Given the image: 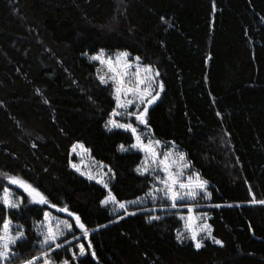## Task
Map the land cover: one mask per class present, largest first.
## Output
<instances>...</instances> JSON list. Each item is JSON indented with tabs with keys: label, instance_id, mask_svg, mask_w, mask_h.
<instances>
[{
	"label": "trees",
	"instance_id": "16d2710c",
	"mask_svg": "<svg viewBox=\"0 0 264 264\" xmlns=\"http://www.w3.org/2000/svg\"><path fill=\"white\" fill-rule=\"evenodd\" d=\"M49 1L76 38L128 52L159 71L164 89L149 106L151 134L174 142L208 181L211 199L199 205L223 246L178 243L182 212L160 211L164 203L129 206L135 215L84 219L78 206L98 204L109 191L121 201L145 195L151 178L136 172L142 153L120 151L134 142L131 134L104 127L115 107L111 86L100 84L66 30L46 27L45 1L0 0V172L19 175L58 208L67 206L89 232L84 239L73 217L16 191L28 243L16 249L14 264L38 255L34 210L72 224L57 262L80 264L73 255L81 243L89 264H264V206L248 203L249 190L264 199V0ZM76 143L111 170L108 189L70 168ZM3 186L11 189L0 177ZM150 215L160 219L149 222Z\"/></svg>",
	"mask_w": 264,
	"mask_h": 264
},
{
	"label": "snow or ice",
	"instance_id": "6c2138e0",
	"mask_svg": "<svg viewBox=\"0 0 264 264\" xmlns=\"http://www.w3.org/2000/svg\"><path fill=\"white\" fill-rule=\"evenodd\" d=\"M161 20L163 21L164 18L161 17ZM128 57V52H121L116 56L115 61H113L111 57H105L103 49L98 54L89 57L92 61H99L101 65H106L108 72L111 73V75L107 76H97L101 85H108L111 82L112 88L110 94L115 102V107L109 113V118L105 121L104 127L108 131L121 129L131 133L134 142L128 146L124 144L119 145V150L122 152L138 150L144 153V159L137 166L136 172L141 176L151 177L155 185L149 187L145 196L149 197L153 202L157 200L167 202L160 208V211H164L165 207L172 209L183 206L187 207L186 219L183 216L180 217V219L185 220L184 232H177V242L183 243L185 239H188L194 248L199 250L202 247V243L198 237L202 233H206L209 238L213 239L215 244L223 246L221 240L211 236L212 227L207 222V214H203V221L200 223H198L201 220L200 215L194 214V209L201 206L197 203L198 200L211 199L212 194L208 191V181L203 179L200 173L191 167V161L186 159L185 152L179 150L174 142H166L162 148L160 140L149 137L145 141L139 131L138 125H143L149 134L152 132V129L148 125L147 113L149 106L155 103L160 96L164 85L160 83V90L157 91L155 86L157 78L160 75L159 71H154L152 65L140 64L139 57L135 58V64L130 62ZM133 68L135 69L134 72L131 71ZM44 103H47V101L45 100ZM115 117L125 119L122 121L115 119ZM132 118H134L135 125L129 122ZM33 146L35 147V145ZM77 147L83 152L89 151L82 144L73 145V151ZM96 163L93 161V165L88 166L89 171L86 173L80 165L73 163L71 160L69 161L70 166L79 172L80 175L86 176L90 181L95 180L97 184H103L104 188L107 189L108 184L103 179L105 174L101 171L93 172L91 170ZM103 167L104 165H100L101 169ZM109 171L111 170L109 169ZM0 177H3L8 185L21 189L27 195L30 203L47 205L49 208H56L58 212H65L68 216L73 217L75 226L81 230L84 239L88 238V229L81 222L80 216L69 211L67 206L58 208L38 188L19 175L0 172ZM249 196L252 197L248 201L249 204L264 206V199H256L251 190H249ZM109 202L115 205V211H122L123 216H128L135 215V212L130 213L126 205H141L143 204V198L137 197L135 200L121 201L117 200L112 192L109 191L107 197L101 200L100 203L103 206ZM22 203V198L17 196L12 189L8 186L2 187V191H0V205H2L0 212H3L4 215L0 216V264H14L15 258L18 256L16 249L21 244L28 243L26 230L19 224L13 226V221L10 219L13 215L11 210L20 209ZM206 206L220 208L222 205L209 204ZM227 206L232 207V205ZM141 210L145 209L142 208ZM151 211L154 212L156 209H152ZM122 218V216L118 217V219ZM147 219L150 222L158 220L160 217L150 215ZM53 220H55L54 224ZM35 228L37 237H39L38 241L35 242L39 245L38 255H32L29 258L23 259L21 264H41V262L42 264H68L67 260L57 262L54 259V255L57 249L63 247V244L58 241L61 237L65 236V230L71 231L72 225L67 220L53 218L48 211H45L43 221L36 224ZM64 243H70V241L64 240ZM78 247L79 254L81 256L85 255V247L83 245H78ZM91 247V244H88V248L91 249ZM92 255L95 258L94 252ZM75 258V255H73V259Z\"/></svg>",
	"mask_w": 264,
	"mask_h": 264
},
{
	"label": "rangeland",
	"instance_id": "374dc122",
	"mask_svg": "<svg viewBox=\"0 0 264 264\" xmlns=\"http://www.w3.org/2000/svg\"><path fill=\"white\" fill-rule=\"evenodd\" d=\"M45 3H46V6L44 7V11L47 12L49 14V21L46 25V27L50 30H54V29H64L68 32V38H67V42L69 43V45H71L73 48H75L77 50V52L79 53V55H81L82 57H85L87 59V61L93 65L94 69H95V73L96 75H111V73L108 72V69H107V66L106 65H101L99 63V61H92L89 59L90 56H93V55H96L98 54L101 49L95 44L94 41L90 40V39H80V38H76L72 32H71V25L69 22H67L63 16L57 12H55L53 9H52V3L49 1V0H44ZM104 52V55L105 57H111L113 59V61H115V58L116 56L123 52V51H108V50H103ZM129 61L132 62L133 64H135V57L129 55L128 57ZM140 64H142L140 62ZM143 65V64H142ZM99 70V71H98ZM131 71H135V69L133 68ZM134 79V77H133ZM112 88V85H111V82H109V84ZM156 90L159 91V87H158V84H156ZM134 110V109H133ZM115 119H118V120H124L125 118H122V117H115ZM129 122H132L134 125H135V121H134V118H132L131 120H129ZM138 129L139 131L141 132V134L143 135L145 141H147V139L149 137H152V134L148 133L147 129L144 128L143 125H138ZM115 130V129H114ZM117 130H121V129H117ZM123 131V130H122ZM131 134V133H130ZM156 139V138H154ZM74 145H80L79 143H76ZM164 143L161 144V147L163 148L164 147ZM138 151V150H136ZM142 153V152H141ZM70 154L73 156V158L75 159L74 161H72L73 163L77 164V165H80L82 170L85 171L86 173L89 171V167L88 166H91L93 165V160L90 155H89V152H83L79 147L76 148L75 151H73V147L71 148L70 150ZM142 157L144 159V153H142ZM83 161V163H81ZM96 162V161H95ZM100 163H96L94 165V167L91 168V170L93 172H97V171H101L103 172L105 175L103 176V179H104V182H106L108 184V187H109V183L111 181V173L109 172V170L104 166L102 169L100 168ZM70 168L77 172L75 169H73L71 166ZM79 173V172H77ZM80 174V173H79ZM161 175H163L161 173ZM86 178V176H84ZM151 178V177H150ZM95 181V180H93ZM96 182V181H95ZM101 186H103V184H100ZM11 186V189L14 191V193L20 197V195L16 192V191H19V192H22L23 191L19 188H16L15 186L13 185H10ZM150 186H155L153 184V181H152V178H151V184ZM104 187V186H103ZM108 189V188H107ZM209 191V190H208ZM25 194V193H24ZM143 198V204L141 205H145L147 203H159V204H166L167 202L165 201H160V200H157L156 202H153L149 197L147 196H142ZM199 201H207V200H198L197 203L198 204H202V203H199ZM188 203H192V202H188ZM141 205H134V204H128L126 205L127 209L129 206H141ZM78 208L83 212L84 214V219L87 221V222H99V221H103L105 219H107L108 217L110 216H113V215H116V214H120V213H123L122 211H115V205L111 202H109L107 205H101V203H98V204H83V205H79ZM171 210H173L172 208H170ZM202 207H197L194 209V214H199L200 217H201V220L198 221V223L202 222L203 221V214H205L206 212H204L203 210H201ZM176 210H180L182 213H180V217L183 216L187 217V207H177ZM13 215L10 217V219H12L13 221V226L19 224V218L18 216L16 215V212L17 210H11ZM33 214L36 215L37 217V221H36V224H39L41 221H43L44 219V212H37V211H33L32 212ZM207 214V213H206ZM51 216L53 218H58L59 220H67L63 217H59V216H54L51 214ZM68 221V220H67ZM182 227L181 229L179 230V232H184V223H185V220H182ZM70 224L71 222L68 221ZM207 222L209 223V216L207 214ZM55 223V220H53V224ZM72 225V224H71ZM35 231H36V228H35ZM73 230L71 229V231H67L65 230V236L66 235H69L70 233H72ZM64 237H61L59 241H61L62 239L65 238ZM212 236V234H211ZM79 237H76L74 239H71L69 240L70 242L77 239ZM198 239L201 240V243H202V246L206 243V242H213V239L209 238L208 235L206 233H202ZM58 241V242H59ZM191 242L190 240L188 239H185L184 242ZM78 245H82L81 243H78L75 245V254H76V258L75 260L79 261L80 264H89L88 263V259H87V254H86V248H85V255L81 256L79 254V247ZM42 264V263H41Z\"/></svg>",
	"mask_w": 264,
	"mask_h": 264
}]
</instances>
